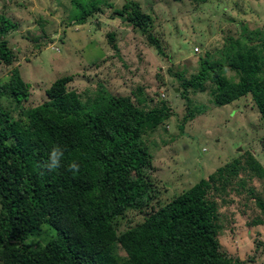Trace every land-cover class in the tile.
<instances>
[{
	"label": "trees",
	"instance_id": "16d2710c",
	"mask_svg": "<svg viewBox=\"0 0 264 264\" xmlns=\"http://www.w3.org/2000/svg\"><path fill=\"white\" fill-rule=\"evenodd\" d=\"M80 0H76L78 8ZM74 21L83 24L108 0H81ZM179 1V0H175ZM208 3L210 0H196ZM127 21L162 46L139 6L126 2ZM123 18L122 9L114 11ZM16 24L0 16V60L11 65L15 55L3 36ZM113 36V35H112ZM258 46L241 49L228 44L221 62L202 58L191 79L177 75L185 92H206L218 107L251 96L264 120V33L255 35ZM116 49L117 46L113 44ZM210 57V56H209ZM238 75L230 82L227 70ZM73 77H63L46 92L48 101L30 109L22 107L27 85L17 72L0 89L17 103L15 117L0 106V264H249L228 255L221 244L220 208L230 194L242 188L255 199L264 225V200L246 187L248 174L264 180V166L251 154L219 168L183 194L154 210L144 223L120 232L118 220L128 209L147 206L151 184L144 168L150 153L144 142L171 114L166 107L144 112L130 97L113 96L103 88L83 102L68 91ZM203 114L202 110L198 114ZM197 117L189 111L184 123ZM60 149L59 166L49 170L50 154ZM243 156V155H242ZM79 171L71 169L72 164ZM219 200V201H218ZM47 225L56 234L44 247L34 249L29 238ZM263 243H258V248Z\"/></svg>",
	"mask_w": 264,
	"mask_h": 264
},
{
	"label": "rangeland",
	"instance_id": "374dc122",
	"mask_svg": "<svg viewBox=\"0 0 264 264\" xmlns=\"http://www.w3.org/2000/svg\"><path fill=\"white\" fill-rule=\"evenodd\" d=\"M128 1L148 17L161 51L146 32L127 21L124 6ZM85 3L80 0V7ZM76 4V0H0V16L16 24L3 36L15 60L10 66L0 60V89L17 72L27 85L28 97L22 107L36 108L48 101L46 92L55 81L70 76L73 82L68 91L83 102L97 97L103 88L109 95L130 97L146 113L163 107L169 110V120L144 137L150 153L143 170L151 184L147 206L128 209L118 220L120 232L144 223L154 210L219 168L237 159L245 163V153L264 166V120L251 96L218 107L210 95V82L206 92H185L177 77L195 76L202 58L223 61L224 47L231 41L241 49L258 46L255 35L264 33V0L204 4L196 0H108L110 6H102L83 24L74 21L80 9ZM119 9L125 12L123 18L114 12ZM225 75L230 82L239 80L229 69ZM10 95L0 98V106L15 117L19 106ZM189 111L197 117L184 123ZM244 178L253 196L264 200V180L253 173ZM239 189L241 195L233 192L227 207L220 208V241L228 255L247 262L252 258L249 264H264V249L258 248L259 242L264 245V225H251L262 216L261 210L247 191ZM55 234L45 225L42 234L30 237L29 243L34 249L42 248Z\"/></svg>",
	"mask_w": 264,
	"mask_h": 264
},
{
	"label": "clouds",
	"instance_id": "9594fccd",
	"mask_svg": "<svg viewBox=\"0 0 264 264\" xmlns=\"http://www.w3.org/2000/svg\"><path fill=\"white\" fill-rule=\"evenodd\" d=\"M62 151L60 149H54L51 154H50V163L48 165H46V167L49 170L55 169L59 166V160L60 157L62 156ZM71 169L76 172L79 171V166L77 164H72L71 165Z\"/></svg>",
	"mask_w": 264,
	"mask_h": 264
}]
</instances>
